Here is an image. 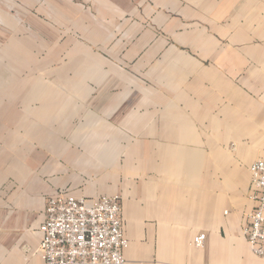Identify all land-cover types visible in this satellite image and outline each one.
Listing matches in <instances>:
<instances>
[{
    "label": "crops",
    "instance_id": "obj_1",
    "mask_svg": "<svg viewBox=\"0 0 264 264\" xmlns=\"http://www.w3.org/2000/svg\"><path fill=\"white\" fill-rule=\"evenodd\" d=\"M0 3L44 45L26 74L42 81L0 100V264H45L58 193L119 195L124 264H264L242 234L264 152V0Z\"/></svg>",
    "mask_w": 264,
    "mask_h": 264
},
{
    "label": "built area",
    "instance_id": "obj_2",
    "mask_svg": "<svg viewBox=\"0 0 264 264\" xmlns=\"http://www.w3.org/2000/svg\"><path fill=\"white\" fill-rule=\"evenodd\" d=\"M254 206L247 214L242 234L250 251L264 259V152L248 167ZM117 195L98 197L58 193L48 198L45 219L39 225L34 254L45 264H124L128 245ZM205 234L192 238L202 247Z\"/></svg>",
    "mask_w": 264,
    "mask_h": 264
},
{
    "label": "rangeland",
    "instance_id": "obj_3",
    "mask_svg": "<svg viewBox=\"0 0 264 264\" xmlns=\"http://www.w3.org/2000/svg\"><path fill=\"white\" fill-rule=\"evenodd\" d=\"M2 6L5 5L0 3V8ZM0 15L4 17L5 12L0 11ZM28 32L26 28L15 25L10 18L0 20V100L17 101L33 81L36 83V79L39 82L43 79L41 76L26 75L27 69L42 66L44 52L43 37ZM54 50L57 51L58 47L55 46Z\"/></svg>",
    "mask_w": 264,
    "mask_h": 264
}]
</instances>
